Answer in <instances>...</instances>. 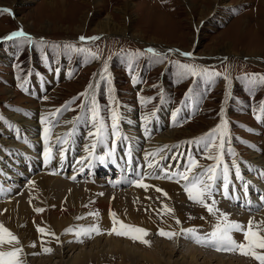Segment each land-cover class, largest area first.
Instances as JSON below:
<instances>
[{
  "label": "rangeland",
  "instance_id": "rangeland-1",
  "mask_svg": "<svg viewBox=\"0 0 264 264\" xmlns=\"http://www.w3.org/2000/svg\"><path fill=\"white\" fill-rule=\"evenodd\" d=\"M14 1L0 0V4L5 5L4 7L0 6V9H13L16 14L15 21L10 19L5 13L0 16V37L22 26L26 30L35 32L36 37L41 38V40H39L33 53H28L25 47L21 53L15 47L13 49L12 46L5 45V43L9 42L8 40L0 44V62H9V68L6 69L7 74L4 76L6 79L2 77L0 81L11 85V87H4L0 84V117H2L0 119V133L4 132L1 124L5 121V117H9V113L22 115L25 111V113H35V116L43 113L46 116H51V118L65 113L69 117L72 116L70 118L73 120L81 119L79 116H84L87 124L90 122L95 124L97 121L103 124V131L97 125L100 134L101 132L104 134L102 141L104 145L103 154H110L114 161L112 149L114 139H111L110 136L114 135L122 126L125 128V135L135 136L136 131L130 132L125 126L127 123L129 125L128 120L131 117L135 119V123L142 124L149 117L153 120L160 116L165 130H156L152 139L171 131H182L181 134L190 133L181 137L178 134L180 139L178 138L173 143L177 147L181 144L185 148L182 150L186 152L189 162L197 163L199 170L206 165H210V167L216 168L215 174L218 177L225 165L227 167L235 166L241 157L251 159H242L241 163L244 162L243 160L248 163H255L254 157L256 156H263L264 158V144L250 148L247 145L248 143H246L247 141L244 142L246 145L243 144L245 137L242 132L236 133L232 131L235 128V121L243 123L251 121L249 109H257L264 97V80H261L264 77V0H225V4L218 5H214V0H189V3L184 0ZM233 9L237 13L233 14ZM108 18L113 26L106 29L105 24ZM29 24L31 26H28ZM81 36H98L100 41L93 44L77 45L79 42L77 39ZM43 40L46 42H43ZM49 44L51 45L49 46ZM191 44L192 47H190ZM69 45L73 47L69 48ZM155 45L164 46V50L158 49ZM22 46H25V43ZM148 48H157L153 50H157V52H160L159 54H168L164 55L165 58H173L169 62L163 55L147 52L146 49ZM178 48L187 52L196 49V52L191 53L190 56L193 57L192 59H197L193 62L182 60L180 55H178L181 53ZM8 49H13L11 51L13 53L10 56ZM76 49H87L88 51H77ZM230 49L234 53L226 55V52H230ZM214 51L222 52L224 55H204V53L209 54ZM252 52L259 53V58L242 55L243 53L248 55ZM46 53H48L49 58H46ZM60 53L66 54L71 61L69 62V59H58L56 55ZM51 55L56 60H53ZM32 58L42 65V75L47 79L45 82L50 84V87L41 85L38 94H31V85L30 88H24L26 85L29 86L31 77L37 75L35 72L29 75L22 84L18 82L24 77ZM251 59H254L255 62ZM60 60L73 66L72 71L71 68L65 67V69L70 70L65 73L64 77L57 75L61 74ZM177 62L193 66L201 72L207 70L208 73H219V75H182V69L178 67ZM223 63L225 64L220 65ZM12 64H15V68L20 69L19 73H15V69H11ZM201 64L208 65L209 68H205ZM128 65L131 66L128 67ZM126 67L129 68L127 73ZM145 69H147L148 74L145 73ZM131 80L134 82L132 83ZM210 84H214L212 88ZM15 87H17V90L14 89ZM6 89L11 90L13 94L6 95ZM44 89L47 90L41 94ZM192 93L200 97L196 100L200 102L199 104L196 102L193 104L190 101L189 95ZM39 94L41 95L38 97ZM86 98L88 100L81 108L82 101ZM237 98L241 99V101L237 100ZM194 105L201 106V108L194 111ZM245 107V111H242ZM94 110H96L95 119H93ZM113 110L118 114L115 130L112 128L111 120ZM99 112L101 121L98 116ZM225 120L227 121V135L223 137V157L222 162H220L216 159L208 158L209 156H218L220 154L218 148L209 143L208 139L204 140L201 138H204L206 134L220 126ZM44 123V126L49 125L47 121ZM107 134L110 135L109 138L106 136ZM35 135L36 131H28L25 134L29 141L34 140ZM99 136L101 138V135ZM12 139V137H9V140L1 144L0 147H19V145H22V149L28 150L25 145L16 144ZM211 139L217 145L220 142L219 134H216ZM259 139H262V136ZM200 142L203 143L202 149H198ZM187 145L193 148H186ZM247 146L248 148H246ZM187 149L190 151H187ZM110 165L111 167L116 166L114 163ZM207 168L205 167L204 169L207 170ZM193 169L196 170V168ZM114 171L115 178L111 181H121L122 173L120 176L118 169ZM246 171L245 177H248L249 171ZM3 174H0L1 187L5 185L2 181ZM180 176L181 174H179ZM216 176L215 179H217ZM17 178L18 181L21 179L20 177ZM22 179L25 181L24 179L27 178ZM29 180L30 178L22 188H19L18 192L6 199L3 198L2 201H7V204L29 202L28 196L24 197L27 200L19 197L21 194L23 195L27 188L31 189L35 194L32 195L31 202L36 201V193L38 192L28 184ZM135 185L136 183H134ZM173 186L179 188L177 194L186 192L185 190L181 191L184 188L180 186ZM83 189L88 192L86 188ZM116 189V191H122V187L118 186ZM249 190L252 189L248 186L247 191ZM116 193L117 195H122L123 192ZM215 209L221 211L219 207ZM85 211L86 209L83 213ZM159 212L161 213L159 216L156 215L155 218L152 216V229L148 231L149 234L145 237L156 245H162L161 242L172 243L175 249H180L179 251H189L192 249L189 248L190 246L196 247L198 243L189 242L193 240L181 233V229H190V227L194 229V226L202 227L204 233L200 231V234L207 236L215 227L214 225L209 226L210 224L205 222L207 219V217H204L205 215H201L205 223L203 221L198 222L201 223L200 225L194 223L195 221L189 219L188 215H186L185 222L193 224L190 227H186L182 224L180 225V216H176L174 210L168 212L167 209H162ZM243 216L244 214H239V212L234 217L230 215L231 219L237 218L239 221ZM1 217L2 212H0ZM177 220H179V223H177ZM79 222H81L80 219ZM0 223L5 226L3 221H0ZM243 223L244 225L247 224V222ZM48 224L38 223L37 221L31 224L33 230L38 225L44 228L48 235L39 243V254H21L20 259L23 264H36V262L49 258L54 259L52 264H58L60 261L59 258H56L59 256L58 251H61L62 254L60 255L67 257L66 259L71 257L72 252L63 253L66 246L61 245L60 236H57ZM80 225L82 226L83 224ZM80 225H75L76 229L88 228V226L84 225L81 227ZM130 225H133V223H130ZM134 226H137L136 223H134ZM161 229L181 234L168 239L158 235ZM16 230L18 233L13 231L20 241L16 247L32 248L31 245L38 241L37 238H33L32 233L26 235L27 227L23 230L17 227ZM51 233H55V235ZM235 235L236 241L244 242L245 238L242 232L235 231ZM78 236L87 237L86 239L91 243L92 237H88L86 234ZM78 236L76 235L75 237L77 238ZM182 237L183 241L184 239L185 241L188 240L187 242L190 243V246L181 244L179 239ZM82 239L84 238L76 240ZM74 242L72 244L77 243L76 241ZM76 245L81 246V243L79 242ZM47 247L51 249V252L44 251ZM81 250L79 248L77 253ZM212 253L219 257L222 256L225 261L228 260L237 264H259L255 258L243 256L238 251L237 253L239 254L236 251L223 250L217 253L212 250ZM184 255L187 254L179 253L176 259ZM199 260L201 262L205 261L203 257H199ZM108 261L104 264H148L144 259H140L137 262L130 260ZM90 264H95V262Z\"/></svg>",
  "mask_w": 264,
  "mask_h": 264
},
{
  "label": "bare ground",
  "instance_id": "bare-ground-1",
  "mask_svg": "<svg viewBox=\"0 0 264 264\" xmlns=\"http://www.w3.org/2000/svg\"><path fill=\"white\" fill-rule=\"evenodd\" d=\"M184 1L189 3V0ZM213 2L214 5L225 4V0H214ZM0 6L4 7L5 5L0 4ZM110 22L108 18L105 24L106 29L113 26ZM28 26L31 25L29 24ZM155 46L160 50H164V46ZM190 47H192V44ZM154 51L157 52V50ZM233 53L230 49V52H226V55ZM204 55L224 54L214 51L209 54L204 53ZM242 55L248 57L256 56V59L260 56L256 52L249 53L248 55L243 53ZM254 59L251 60L254 61ZM31 87L32 94H38L41 85L32 80ZM5 91L6 95L13 94L11 90L6 89ZM8 115L9 117H5V121L1 124L4 132L0 133V145L7 142L9 137H12L14 143H21L28 150L22 149V145H19V147H0V174L4 173L2 175V181L5 185L22 184L21 186H24L30 178L28 184L38 192L36 193L37 200L34 202H31L34 192L27 188L21 197L28 196L29 202H23L21 204L15 202L16 204L11 203L0 206V212H2L0 221H3L8 229L16 234L18 233L16 230L17 227L22 230L27 227L26 235L32 233L33 238L38 239L35 242V247L22 248L23 254H39V243L48 235L46 232L43 234L38 232V225L33 230L31 224L37 221L38 223H49L48 225L53 232L57 236H60V240L62 241L61 245L66 246L65 251H63L64 254L72 252L71 257L66 259L67 257L60 255L62 252L58 251L59 256L56 257L60 260L58 264H90L91 262L104 264L108 260H119V262L130 260L137 262L140 259H144L148 264H237L228 260L225 261L222 256L221 258L212 253L210 251L212 246H207L205 249L196 248L190 246L189 243L194 241L187 242L188 240L185 241V239L183 241V237L180 238L181 240L179 239L181 244L190 246L189 248H192L191 250L179 251L180 249H175L172 243L166 242H161L162 245H156L150 242V246H147L127 237L117 236L115 234L109 235L108 232L113 227L111 213L114 212L116 217L125 224L129 222V225L130 223L134 225L136 223L138 227L144 228L147 231L152 229V216L154 218L156 215L159 216L161 214L159 211L165 209L164 205L172 208L176 216H180V225L182 224L186 227L193 225L190 222H185L186 215L198 225L201 224L198 222H204L201 215H205L204 217H207L206 220L208 221L205 220V222L210 224L209 226H215L221 222L223 215L227 216V222H238L242 225H244L243 222H247L244 225L245 228L249 220L264 222L263 157L262 159L261 157H254L255 163L249 162V164L243 160L244 162H240L234 168L229 167L227 174V192H225L224 187L226 183L224 169L223 171L220 170L221 172L218 177L216 176L217 179L214 178L213 180L208 179L206 169H192L189 173L190 178L200 175L205 183L211 185V196L206 197L207 203L211 205L214 200V208L219 207L221 209V211H217L213 215L209 214L207 209L201 204L189 199L187 192L180 193L181 195L177 194L179 188L173 185L184 188L181 191L185 190V184L187 182L181 179V176L189 168L191 163L187 158L186 152L183 151L185 148L179 144L178 147L175 146L174 141L178 140L179 135L181 137L190 133L186 132L181 134L182 131H171L152 139L156 130H165L162 126L160 116L153 120L149 117L142 124L135 123V119L132 117L129 118V125L127 123L125 126L130 132L135 130V136L125 135L124 126L117 130L114 135H106L108 138L110 136L111 139H114L115 158L118 162V169L122 173L121 181L108 182L105 178H97L102 172V167L105 168L106 175L109 174L111 176L114 174L113 169L109 167L105 159L101 162L97 158V154L104 151V146L99 136L101 134L97 126L83 124L81 119L73 120L65 113L53 118L43 113L36 114L35 116V113L32 112L25 113L28 118L24 117L23 113L21 115L22 117L12 113ZM47 119H50V121ZM45 120L49 125L44 126L45 123L42 121ZM46 127L49 129L47 143L45 142L44 132ZM28 131H36L34 140L29 141L26 138L25 134ZM46 150L49 151V159H45ZM10 165H15L16 170L12 169ZM245 169L249 171L248 177H245L247 174ZM179 174H181L180 177ZM73 176L76 177L75 180L77 178H83L85 181L84 184L86 185H74L71 181L73 180L71 179ZM17 177L21 179L18 181ZM22 178L27 179L23 181ZM134 183H136L135 186ZM109 184L117 188L118 186L122 187V195H117L116 192L107 190ZM140 184L147 185L148 187H141L139 186ZM248 186L252 190L247 191ZM83 188H86L88 192L84 191ZM157 188L163 191L158 192L156 190ZM165 192L167 196L164 195ZM62 207L63 209H61ZM37 208H42L44 211L37 213L35 211ZM84 208L86 211L83 213ZM237 209L238 211H236ZM258 211L260 212L258 213ZM238 212L239 214H244L243 218L240 221L237 218L231 219L230 215L234 217ZM92 213H98V215H92ZM78 218H80L81 222H79ZM79 223L83 225L81 226ZM77 224L81 227L84 225L88 227L98 225L102 234L93 232L90 236L87 235L88 237H92L91 243L87 239L77 241L76 239H81L75 237L77 235L76 230L79 229L75 227ZM261 227H264V224ZM65 229H73V231H66ZM194 230L197 233L198 231L204 233L202 227L194 226ZM231 235L236 240L235 230L232 231ZM74 241L77 242L76 244L80 242L81 246L72 244ZM84 243L88 246L84 247L86 246L82 245ZM7 247L5 246V248ZM79 248L82 250L77 253ZM140 249L142 250L140 251ZM182 252L187 255L176 259V256ZM199 257H203L205 261L201 262ZM53 261L54 259L49 258L36 262V264H52Z\"/></svg>",
  "mask_w": 264,
  "mask_h": 264
},
{
  "label": "snow or ice",
  "instance_id": "snow-or-ice-1",
  "mask_svg": "<svg viewBox=\"0 0 264 264\" xmlns=\"http://www.w3.org/2000/svg\"><path fill=\"white\" fill-rule=\"evenodd\" d=\"M8 13L11 14L10 9H0V14ZM16 38H24L28 42H31V37L28 36L27 33L24 32L23 28H20L19 30L12 32L8 36L4 37L6 40H13ZM81 41H85L87 39H98V37H92L87 38L84 36H81L79 38ZM69 48H72L73 46L69 45ZM77 51H88L87 49H76ZM149 52H153V49H148ZM156 55H160L159 53H156ZM182 55L190 56L191 53H182ZM178 67L182 69V75H192L197 76L201 74L205 75H219V73H208L207 70H203V72L198 71L195 67L187 65V64H179L177 62ZM106 70V69H105ZM103 78V77H102ZM261 80H264V77L261 78ZM85 95V94H82ZM261 112H264V106L261 107ZM96 117V110L93 112V119ZM259 118V117H258ZM2 119V117H0ZM112 120V128L115 130L117 127V120H118V114L115 110H113L111 115ZM42 122H46L42 121ZM101 127H103V124H101ZM227 121H223L220 126L213 129L211 132L206 134L204 138L201 139H208L209 143H211L213 146L218 148L219 155L216 157L209 156V159H216L220 162H222L223 157V148H224V140L223 137L227 135ZM45 132V142L47 143L48 140V133L49 129L46 127L44 129ZM216 134H219L220 136V142L217 145L214 140L211 138L215 136ZM49 151H45V159H49ZM100 161H104V157H99ZM198 167V164L193 162L190 164L189 168L185 171V173L181 176V179L185 180L187 183L185 184V191L188 193L189 199L192 201L201 204L203 207L207 209V211L213 215L218 209L214 208L215 201L213 200L212 204H208L206 197L211 196V185L205 183L204 179L201 178L200 175L192 176L190 178L189 173L192 171L193 168ZM228 167L225 165L224 167V179L226 181L224 187L225 192H227V179H228ZM206 172L209 174L208 179L213 180L215 178V167H209L207 168ZM238 173V169H237ZM71 179L75 180L76 177L73 176ZM139 186L147 188V185L140 184ZM158 192H162V189L157 188ZM165 196H167V193H164ZM165 209H167L168 212H172V209H169L167 205H164ZM37 213H41L44 211L42 208L35 209ZM92 215H98V213H92ZM112 220H113V227L108 232L109 235L115 234L117 236L127 237L132 239L133 241H139L147 246H150V241H148L145 237L149 234L148 231L144 228L125 224L123 221H120L116 214L113 212L111 213ZM80 219V218H78ZM227 216L223 215L221 218V222L217 223L214 227V230L207 236V237H201L196 230L194 229H182L181 233H183L186 237H189L193 240H195L196 243L204 245V246H212L215 247L217 250H223V251H239L242 255L251 256L255 258L259 264H264V227H261L264 222H254L253 220H249L247 227L245 228L244 225L238 223V222H227ZM177 223H179V220H177ZM240 231L244 234V242L240 243L237 242L233 236L231 235L232 231ZM37 231L40 233H45L46 230L42 227H37ZM66 231H73V229H67ZM93 232L96 234H102L101 229L98 225L91 226L88 228H80L76 230V234H86L91 235ZM181 233H174L170 231H165L163 229L159 230L158 235L172 239L176 235H180ZM52 235H55V233H51ZM58 239V237H57ZM82 242V241H81ZM20 243L19 238L7 227H5L2 223H0V264H23V261L20 259L21 254L23 253L22 247H16ZM5 246H8L5 248ZM32 247H35V243L31 245ZM45 252H51V249L45 248Z\"/></svg>",
  "mask_w": 264,
  "mask_h": 264
}]
</instances>
